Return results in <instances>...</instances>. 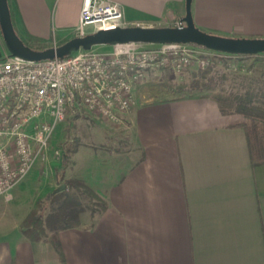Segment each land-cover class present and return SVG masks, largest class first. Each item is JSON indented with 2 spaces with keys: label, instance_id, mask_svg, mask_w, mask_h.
<instances>
[{
  "label": "crops",
  "instance_id": "1",
  "mask_svg": "<svg viewBox=\"0 0 264 264\" xmlns=\"http://www.w3.org/2000/svg\"><path fill=\"white\" fill-rule=\"evenodd\" d=\"M106 1L142 26L174 27L185 14V0ZM7 4L24 43L52 47L75 37L82 0ZM190 12L206 33L264 37V0H191ZM7 55L0 29V60ZM148 72L125 115L128 150L93 148L109 163L98 180L72 168L76 150L59 171L36 160L9 199L0 197V264H62L48 242L27 239L20 224L67 179L84 182L107 209L58 233L63 264H264V164L251 165L244 131L230 127L240 117L222 115L206 96L144 100L139 85Z\"/></svg>",
  "mask_w": 264,
  "mask_h": 264
},
{
  "label": "built area",
  "instance_id": "2",
  "mask_svg": "<svg viewBox=\"0 0 264 264\" xmlns=\"http://www.w3.org/2000/svg\"><path fill=\"white\" fill-rule=\"evenodd\" d=\"M130 26L142 25L126 22L117 3L82 0L74 32L82 37L89 34L86 27L93 33ZM226 55L194 44L129 42L114 44L111 52L79 49L39 61L5 56L0 60V197L9 199L35 161H46L49 141L68 111L124 124L135 104L133 87L146 72L205 69L215 56Z\"/></svg>",
  "mask_w": 264,
  "mask_h": 264
},
{
  "label": "rangeland",
  "instance_id": "3",
  "mask_svg": "<svg viewBox=\"0 0 264 264\" xmlns=\"http://www.w3.org/2000/svg\"><path fill=\"white\" fill-rule=\"evenodd\" d=\"M85 30L87 33L93 31L92 27H86ZM92 49L98 52H111L114 50V44L95 45ZM212 62V71L215 73L218 83L217 91L243 93L255 84H264V54L262 53L247 58L215 56ZM197 69V66L193 65L182 73L167 72L166 70L150 71L146 75L145 82L139 85L141 96L144 100H157L164 96L178 97L185 94L192 97L201 94L207 96L210 90H203L200 94L197 91H180L175 88L178 83H186ZM68 117L59 125L61 126L59 135L53 134L49 141L46 162L51 163L52 169L59 171L60 162L64 160L69 162L72 153L77 150L73 155L72 168L75 170L81 168L82 172H86L84 173L85 177L98 180L96 176L100 171H104L109 163L108 160L105 161L106 164L101 162L99 158L102 155L93 148L126 150L128 147L125 143L127 139L126 124L124 122L121 125H114L87 112L72 114ZM83 144H87L90 148H83ZM54 151H58V154H55ZM34 179L37 181L36 176ZM44 179H48V177L41 176L40 180L44 181ZM88 214V211L84 213L86 223L89 222ZM2 218L3 215L0 220Z\"/></svg>",
  "mask_w": 264,
  "mask_h": 264
},
{
  "label": "trees",
  "instance_id": "4",
  "mask_svg": "<svg viewBox=\"0 0 264 264\" xmlns=\"http://www.w3.org/2000/svg\"><path fill=\"white\" fill-rule=\"evenodd\" d=\"M32 49L42 50L50 46L27 44ZM58 46V45H56ZM221 53V52H220ZM226 55V53H223ZM232 55V54H231ZM227 56V55H226ZM237 58H247L253 55H234ZM211 63L204 69L192 74L186 83H178L175 88L180 91L210 90L206 96L214 101L222 115H237L239 120L230 127H239L244 131L252 166L264 164V84L253 85L243 93L217 91L215 73ZM167 72L169 69H163ZM192 97L180 95L178 98ZM61 191L49 194L44 200H37L35 206L28 212L20 224L22 234L31 241L48 242L60 257L63 258L58 240L61 230L76 228L81 225L82 215L89 212L90 223L94 216L107 209L106 201L92 188L77 179H67Z\"/></svg>",
  "mask_w": 264,
  "mask_h": 264
},
{
  "label": "water",
  "instance_id": "5",
  "mask_svg": "<svg viewBox=\"0 0 264 264\" xmlns=\"http://www.w3.org/2000/svg\"><path fill=\"white\" fill-rule=\"evenodd\" d=\"M191 0H185V14L180 26H130L110 30H97L82 37H73L66 42L42 50L25 45L12 26L7 0H0V29L9 54L27 61L63 58L79 49L88 50L95 45L139 42L146 44L185 43L194 44L216 52L232 55H255L264 53V37H225L206 33L195 27L190 12ZM61 184L51 194L64 189Z\"/></svg>",
  "mask_w": 264,
  "mask_h": 264
}]
</instances>
